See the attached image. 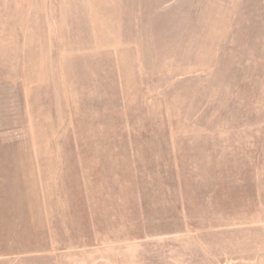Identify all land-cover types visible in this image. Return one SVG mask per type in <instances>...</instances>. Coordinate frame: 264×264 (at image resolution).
Masks as SVG:
<instances>
[{"label":"rangeland","instance_id":"obj_1","mask_svg":"<svg viewBox=\"0 0 264 264\" xmlns=\"http://www.w3.org/2000/svg\"><path fill=\"white\" fill-rule=\"evenodd\" d=\"M0 264H264V0H0Z\"/></svg>","mask_w":264,"mask_h":264},{"label":"crops","instance_id":"obj_2","mask_svg":"<svg viewBox=\"0 0 264 264\" xmlns=\"http://www.w3.org/2000/svg\"><path fill=\"white\" fill-rule=\"evenodd\" d=\"M1 257H4V254H2V255L0 254V258H1ZM0 263H1V262H0Z\"/></svg>","mask_w":264,"mask_h":264}]
</instances>
